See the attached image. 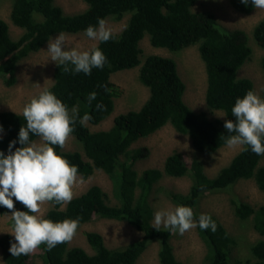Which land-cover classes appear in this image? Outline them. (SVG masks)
Wrapping results in <instances>:
<instances>
[{
    "label": "trees",
    "instance_id": "1",
    "mask_svg": "<svg viewBox=\"0 0 264 264\" xmlns=\"http://www.w3.org/2000/svg\"><path fill=\"white\" fill-rule=\"evenodd\" d=\"M86 7L75 13H64L53 0H12L9 18L13 25L22 29L17 38L9 35L7 22L0 18V78L5 85L16 81V67L20 59L37 51L53 35L59 33L85 32L89 26H97L99 19L111 16L120 19L129 14L126 24L107 42H97L106 57L105 66L92 69L90 75L65 72L64 66L54 64L52 83L46 87L69 109L75 108L82 117L91 115L90 124H98L113 111L114 98L121 90L110 80V75L119 70L138 66V80L147 87L148 95L136 109L116 114L107 129L91 131L79 122L74 125L72 135L82 146L79 151H65L55 147L57 154L78 167L82 178L88 177L94 169H100L111 181V193L115 203L107 201L106 194L96 185L74 196L65 207L52 205L45 213L53 222L80 218L79 226L94 218H109L126 221L139 235L121 247H108L97 231H84L86 242L92 252L81 246L58 244L51 251L41 245L40 257L43 264H136L147 246L159 243L157 257L159 264H182L173 253L170 243L172 232L161 226L157 231L151 224L153 209L149 203V191L154 182L163 175L179 177L187 175L190 185L187 192L167 191L175 206H189L198 220V200L205 192L225 189L240 179H252L264 192V155H257L240 148L214 176H208L202 164L183 160L179 151L170 152L161 168H145L139 174L133 168L134 160L142 155L140 149L130 153L129 147L140 137L170 124L177 132L188 135L195 150L211 153L226 144L233 135L224 128L226 119L234 120L231 108L237 98L249 90L254 91L252 81L239 77L237 72L251 53L247 35L241 29L227 30L218 23L210 10H193L197 0H82ZM231 7L240 12H249L253 6L240 0H228ZM147 34V35H145ZM147 36L149 43L158 48L172 51L198 44V52L204 62L207 85L205 102L208 107L222 110L223 117L209 118L205 111L192 110L182 99L185 84L177 71L173 58L149 53L141 58L140 40ZM252 35L264 51V17L253 26ZM71 67V65H69ZM264 69V53L261 57ZM105 88L108 91H105ZM96 92V99L89 105L87 97ZM264 98V89L262 92ZM102 104L103 110L96 105ZM26 125L22 112L0 111V152L8 154L10 141L18 142L20 127ZM35 139L36 137H30ZM261 161H263L261 163ZM234 215L250 220L252 228L264 235V204L252 206L232 198ZM15 209L26 211L14 200ZM11 213L0 206V214ZM217 228L203 230L196 227L199 237L206 246L202 264H239L231 259V247L235 240L221 222L211 214ZM11 226V220L9 219ZM79 228V227H78ZM10 243L15 238L7 233L0 235V252L5 264H28L29 255L11 256ZM250 253L246 264H264V238H258L248 246Z\"/></svg>",
    "mask_w": 264,
    "mask_h": 264
},
{
    "label": "rangeland",
    "instance_id": "2",
    "mask_svg": "<svg viewBox=\"0 0 264 264\" xmlns=\"http://www.w3.org/2000/svg\"><path fill=\"white\" fill-rule=\"evenodd\" d=\"M53 2L67 14L82 11L86 7L85 2L82 0H53ZM11 5L12 0H0V18L7 22L9 35L12 38H17L22 29L13 25L10 21ZM192 9L210 10L222 28L227 30L241 29L246 33L251 53L239 68L237 75L249 78L253 83L254 92L262 98L264 69L261 67V57L264 51L255 42L252 29L257 21L264 17V9L253 7L247 13L240 12L232 8L228 0H197ZM128 17L129 14L127 13L120 19L109 16L104 20L112 31L117 33L124 27ZM64 34L67 37L66 49L88 50L97 43L86 37L83 32ZM57 35L55 34L51 38L54 39ZM145 35L139 42L141 58L149 53H158L173 58L179 76L185 84L182 95L183 101L194 111L202 110L206 112L209 118L221 119L223 117L222 110L212 109L205 102L207 78L204 62L198 52V44L172 51L167 48L152 46ZM47 48L48 41L37 51L29 53L18 61L14 84L5 85L3 79L0 78V111L22 112L23 106L32 96L52 83L55 62L50 59ZM138 68V66H135L131 69L116 71L110 75L111 82L118 86L121 92L119 96L114 98L113 111L110 115L98 124L87 122L86 125L91 131L107 129L116 114L129 109H136L145 100L148 90L138 80ZM2 135L3 132L0 131V137ZM36 139L38 138L36 137L34 140ZM129 149L130 153H133L134 149H140L142 152V155L133 162V168L138 174L145 168H161L165 157L170 152L179 151L187 165L191 164L192 160H197L202 164L204 172L208 176H214L222 166L229 162L240 147L229 148L225 144L214 152L200 153L193 148L188 135L177 132L170 124H165L154 132L135 140ZM63 150L79 151L83 155L82 146L73 135L69 138ZM83 180V184L75 186L74 196L86 190L90 185L96 184L106 194L107 201L111 204L115 203L111 193V181L102 170L94 169ZM189 185L190 179L187 175L179 177L163 175L153 183L149 191V203L153 209L152 225L156 211L175 207L168 197L167 191L185 193ZM232 198L249 203L254 207L264 204V192L257 187L252 179L248 178L240 179L225 189L205 192L198 200L196 210L200 214L214 215L221 222L235 240L234 245L231 247V259L239 260V264H246L247 259L251 258L248 246L258 238H264V235H259L252 228L249 219L242 221L234 215L233 206L230 202ZM49 208H51V204H45L43 214ZM9 215L11 213L0 214V235L10 233ZM84 231L99 232L108 247H121L139 235V232L126 221L94 218L79 226L75 237L71 242H68V246L79 245L87 252H92L86 242ZM170 243L175 257L182 264H202L206 254V246L199 237L196 228L185 232L183 235L173 233ZM158 247L159 243L157 241L151 242L140 254L136 264H159ZM40 253L41 249L38 248L34 253L29 254L28 264H43ZM0 264H5L1 252Z\"/></svg>",
    "mask_w": 264,
    "mask_h": 264
},
{
    "label": "clouds",
    "instance_id": "3",
    "mask_svg": "<svg viewBox=\"0 0 264 264\" xmlns=\"http://www.w3.org/2000/svg\"><path fill=\"white\" fill-rule=\"evenodd\" d=\"M248 2L240 0L245 5ZM251 4L254 8L264 9V0H251ZM84 34L96 42H107L113 38V31L104 19H99L97 26L89 25ZM66 41V35L60 33L48 40L47 48L50 59L63 65L65 72L90 75L92 69L105 66L106 57L97 46L88 50L66 49ZM96 95V92L89 93V105ZM96 107L97 110L104 109L102 104ZM231 113L235 119L224 121V128L233 134L226 139V145L244 150L250 148L253 153L264 155V98L249 90L235 100ZM22 115L26 125L20 127L18 133L21 147L13 151L17 141H10L8 154L0 152V206L11 212L9 234L15 238V243H10L9 252L13 257L32 254L41 245L51 251L58 244L71 242L75 237L79 217L53 222L45 218L43 206L65 207L74 198L75 186L84 183L78 167L57 154L54 146L63 149L72 136L74 125L79 122L84 126L92 119L88 113L80 117L75 108L70 112L47 88L25 103ZM33 136L38 139H31ZM14 200L20 202L26 211L16 210ZM161 226L180 235L196 227L213 232L217 228L210 215L200 214L197 220L193 209L183 205L156 211L152 227L159 231Z\"/></svg>",
    "mask_w": 264,
    "mask_h": 264
}]
</instances>
